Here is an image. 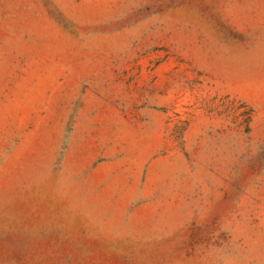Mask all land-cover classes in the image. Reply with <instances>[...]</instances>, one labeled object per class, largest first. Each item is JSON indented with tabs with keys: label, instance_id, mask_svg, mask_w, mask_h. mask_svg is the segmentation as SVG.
Masks as SVG:
<instances>
[{
	"label": "rangeland",
	"instance_id": "374dc122",
	"mask_svg": "<svg viewBox=\"0 0 264 264\" xmlns=\"http://www.w3.org/2000/svg\"><path fill=\"white\" fill-rule=\"evenodd\" d=\"M0 264H264V0H0Z\"/></svg>",
	"mask_w": 264,
	"mask_h": 264
}]
</instances>
